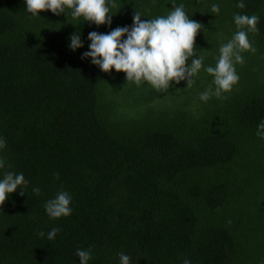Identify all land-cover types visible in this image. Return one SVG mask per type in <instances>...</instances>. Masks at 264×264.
Listing matches in <instances>:
<instances>
[{"label": "trees", "instance_id": "1", "mask_svg": "<svg viewBox=\"0 0 264 264\" xmlns=\"http://www.w3.org/2000/svg\"><path fill=\"white\" fill-rule=\"evenodd\" d=\"M173 3L204 26L188 62L196 52L205 66L237 30L235 13L259 17L230 91L200 101L215 87L203 68L191 88L160 91L81 59L89 32L130 26L135 11L166 15ZM237 3L116 0L109 26L0 0V176L28 181L0 206V264H79L77 248L91 250L89 264H119L121 252L131 264H264V0ZM73 33L84 44L75 51ZM60 191L72 212L50 218L44 204Z\"/></svg>", "mask_w": 264, "mask_h": 264}, {"label": "clouds", "instance_id": "2", "mask_svg": "<svg viewBox=\"0 0 264 264\" xmlns=\"http://www.w3.org/2000/svg\"><path fill=\"white\" fill-rule=\"evenodd\" d=\"M25 11L32 16H39L41 10H50L59 15L66 10L70 11L74 19L82 18L83 21L96 25H111V8L116 0H24ZM166 15L150 19H142V14L135 11L130 26L116 27L109 32L99 33L91 31L87 39L90 41L88 50L81 54V59L97 66L103 72L115 69L124 72L126 82L130 81L137 86L147 83L156 90H168L173 85L186 83L185 88H191L195 83L194 77L203 70L212 76V85L198 93L200 101L207 102L213 95L220 97L223 92H228L235 85L239 76L235 65L242 64V51L252 50L248 33L257 31L256 25L259 17L255 14L247 15L235 13L233 23L236 31L231 39L219 47V56L215 66H205L203 56L194 55V38L199 30L204 27L200 22L190 19L183 4H172ZM243 8L244 0H238L236 5ZM213 13H219V4L211 5ZM68 47L75 51L84 47L79 33L69 37ZM256 135L264 139V120L257 125ZM6 146L5 139L0 136V150ZM5 167V160L0 157V169ZM28 181L23 173L4 172L0 176V206L4 204L10 194L20 190V195L25 194ZM32 191L39 194L40 189L34 187ZM71 196L66 191L58 192L52 199L44 204V209L50 218L69 216L72 212ZM59 228H52L47 232L48 240H53ZM39 236H45L43 231ZM76 256L79 264H89L92 258L91 250L77 248ZM119 264H131L129 255L119 253ZM183 264H191L189 259H184Z\"/></svg>", "mask_w": 264, "mask_h": 264}]
</instances>
